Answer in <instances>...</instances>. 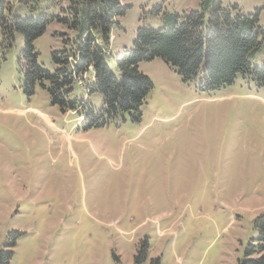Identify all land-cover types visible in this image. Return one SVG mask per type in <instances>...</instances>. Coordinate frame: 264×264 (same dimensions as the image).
<instances>
[{
	"label": "rangeland",
	"instance_id": "1",
	"mask_svg": "<svg viewBox=\"0 0 264 264\" xmlns=\"http://www.w3.org/2000/svg\"><path fill=\"white\" fill-rule=\"evenodd\" d=\"M70 1L14 3L13 14L56 15ZM120 2L126 14L112 55L132 47L140 28L170 29L164 13L202 9L201 0ZM222 2L243 15L259 11L264 29V0ZM73 35L50 25L35 44L39 64L54 71L51 53ZM23 48L18 36L0 65V250L11 232L23 233L11 264H139L145 240L140 264H239L264 215V87L240 74L206 92L201 73L186 83L162 59L142 62L153 90L141 119L119 114L85 131L84 119L53 106L46 91L25 94ZM250 62L264 64V44ZM90 83L76 81L71 99L87 101ZM90 103L100 109L103 99Z\"/></svg>",
	"mask_w": 264,
	"mask_h": 264
},
{
	"label": "trees",
	"instance_id": "2",
	"mask_svg": "<svg viewBox=\"0 0 264 264\" xmlns=\"http://www.w3.org/2000/svg\"><path fill=\"white\" fill-rule=\"evenodd\" d=\"M32 0H0V39L4 55L15 47L18 36L24 48L20 65L24 74L23 89L32 98L44 90L53 106L63 113L77 112L83 118L85 131L102 128L127 114L139 121L153 83L140 70L142 62L162 59L174 68L183 81L190 83L201 73V90L212 91L232 85L238 75L254 80L264 87V64L259 67L250 57L264 44V29L260 26V12L241 14L238 5L225 8L222 0H201L200 11H188L183 16L164 13L172 25L170 29L140 28L132 47L112 55L114 29L120 27L119 18L126 14L120 0H71L59 14H47L38 19H23L13 14L14 3L30 6ZM57 24L65 27L73 38L63 41V48L51 53L54 71L39 64L36 42ZM63 37L69 34L62 35ZM110 55L119 71L118 78L107 63ZM93 72V76L90 73ZM92 78L87 87L88 100H73L76 81ZM100 95V109L90 103L91 96ZM259 232L247 247L239 264H264V215L254 221ZM20 232L8 235L0 250V264H11L15 256ZM148 241L136 257L142 263ZM152 264H159L154 260Z\"/></svg>",
	"mask_w": 264,
	"mask_h": 264
},
{
	"label": "crops",
	"instance_id": "3",
	"mask_svg": "<svg viewBox=\"0 0 264 264\" xmlns=\"http://www.w3.org/2000/svg\"><path fill=\"white\" fill-rule=\"evenodd\" d=\"M90 76H91V77L93 76V72L90 73Z\"/></svg>",
	"mask_w": 264,
	"mask_h": 264
}]
</instances>
